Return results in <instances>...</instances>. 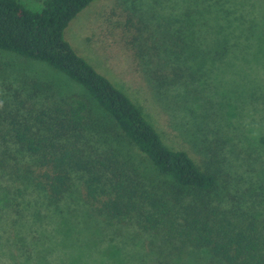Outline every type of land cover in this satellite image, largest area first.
Masks as SVG:
<instances>
[{"label": "trees", "instance_id": "1", "mask_svg": "<svg viewBox=\"0 0 264 264\" xmlns=\"http://www.w3.org/2000/svg\"><path fill=\"white\" fill-rule=\"evenodd\" d=\"M93 1L43 0L38 10L0 0V50L47 63L84 89L49 101L53 92L35 83L29 99L0 97L1 255L13 264H43L52 236L39 237L38 228L78 193L76 202L106 224L152 235L140 243L149 257L205 253L214 264H264L262 151L238 147L214 118L191 131L201 162L168 146L142 107L67 40L70 22ZM244 8L245 0L147 5L157 21L150 50L162 65L157 71L184 89L191 112L211 102L221 59L247 31L259 30L245 28ZM211 80L206 94L201 86Z\"/></svg>", "mask_w": 264, "mask_h": 264}, {"label": "rangeland", "instance_id": "2", "mask_svg": "<svg viewBox=\"0 0 264 264\" xmlns=\"http://www.w3.org/2000/svg\"><path fill=\"white\" fill-rule=\"evenodd\" d=\"M21 1L33 9L43 6V0ZM149 3L150 0H94L70 22L65 36L79 54L142 107L171 148L188 150L201 162L195 144L200 142L191 131L199 123L214 118V127L232 136L238 147L250 146L255 150L257 146L262 151L263 164L264 0H245L244 26L248 29L252 23L259 30L247 31L240 38V46L221 59L216 89L206 106L208 110L198 108L195 112L186 108L185 91L170 82V73L157 71L162 65L150 53V50L155 52L153 31L157 29V21L146 13ZM171 68L169 65L165 70ZM160 73L165 74L162 79ZM35 83H42L53 92L49 101L84 92L79 84L47 63L0 50V97L4 101L10 102L14 97L29 99ZM213 86L211 80L201 89L208 94L207 89ZM205 114L209 116L204 117ZM203 127L207 129L208 125ZM78 195L67 197L61 206L64 211L55 213L48 226L38 228L39 237L42 238L41 233L52 236L39 257L43 264H55V259L59 264H214L205 253L189 257L145 255L140 243L152 241V235L133 226L106 224L92 209L76 202ZM117 247H122L121 253H116ZM0 264H13V260L0 253Z\"/></svg>", "mask_w": 264, "mask_h": 264}]
</instances>
